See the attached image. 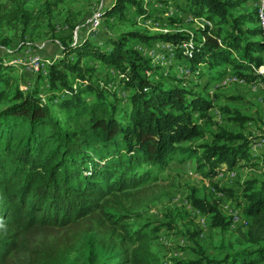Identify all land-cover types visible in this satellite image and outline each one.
<instances>
[{"label": "trees", "instance_id": "16d2710c", "mask_svg": "<svg viewBox=\"0 0 264 264\" xmlns=\"http://www.w3.org/2000/svg\"><path fill=\"white\" fill-rule=\"evenodd\" d=\"M31 1L0 6V30L28 27L35 19L26 8ZM256 1L116 0L104 9L103 18L125 20L130 12L144 22L176 25L192 18L207 23L153 35L133 29L105 42L70 35L59 39L62 54L40 58L38 70L5 46L9 52L0 54V264H163L152 249L161 227L133 230L127 220L130 209L149 199V189L141 187L157 179L153 171L174 159L196 158L200 169H209L207 177H213L219 169H233L254 147L253 140L225 132L215 133L217 141L203 152L180 146L214 131L204 120L210 102L172 77L180 73L174 66L206 79L207 86L228 75L225 66L247 82L264 85V73H259L264 42L254 40L264 30L245 28L261 23L260 13L235 14ZM156 4L178 16L160 13ZM138 44L148 50L170 45L171 50L156 49V54L174 65L173 72L171 65L162 68L134 47ZM99 63L107 69L103 76ZM25 67L36 76L32 86L25 82L26 90L14 76ZM119 90L131 94L121 101ZM235 114V120L246 122ZM220 139L229 144L220 145ZM233 189L220 191L238 202L247 222L238 226L243 244L257 248L225 261L199 251V259L176 264L264 262V181L249 180L241 192ZM191 200L213 216L212 227L232 225L218 206Z\"/></svg>", "mask_w": 264, "mask_h": 264}, {"label": "rangeland", "instance_id": "374dc122", "mask_svg": "<svg viewBox=\"0 0 264 264\" xmlns=\"http://www.w3.org/2000/svg\"><path fill=\"white\" fill-rule=\"evenodd\" d=\"M116 0H32L26 8L34 14V21L28 26L19 25L16 27H5L0 30V54L17 51L15 58L21 63L33 64L35 70L39 69L40 58H55L62 54L59 43L60 38L73 35L76 39L90 38L98 42H105L109 37H116L122 32L138 29L147 34L167 33L182 31L196 26V24H206L202 20H193L177 23L176 25L167 22L154 23V21L144 22L137 19L134 14L128 13L127 19L103 18L104 9L114 4ZM260 1L249 2L240 8L235 14H252L259 12ZM7 5L12 8L11 0H0V6ZM101 12H98L100 9ZM161 12H167L170 16L175 15L170 8L162 9V5H155ZM159 8V9H158ZM154 9V10H156ZM165 10V11H164ZM97 15V22L100 28L90 32L88 25L93 15ZM134 20L136 23H132ZM195 24V25H193ZM258 24H248L245 28H260ZM256 41H263L264 36H256ZM6 46V47H5ZM138 50L148 56L156 58L155 63L163 64L169 70H173V64L163 63L164 55L156 54V49L171 50L169 45L158 44L155 49L148 50L141 44L134 45ZM186 47V46H185ZM147 52V53H146ZM27 57V61L25 58ZM35 59V62L33 60ZM160 62H159V61ZM38 66V68H36ZM99 75L103 76L107 69L99 63ZM264 66V65H263ZM227 73L222 81H214L207 86V80H199L189 76L187 69L174 66L179 74L174 73L177 79L184 81V88L195 95H200L211 104V109L206 113L209 116V127L213 134H208L205 138L195 137L180 144L182 148H200L211 146L217 141L214 134L222 132L233 135H242L248 140H253L254 147L248 157L237 163L228 170L219 169L213 177H207L209 169L202 170L197 159H188L179 162L174 159L168 163L161 171L154 170L156 180H150L141 188H148V198L139 206L128 211L131 217L127 220L133 230L141 227L155 230L152 240L153 252L160 257L163 264H176L179 260H196L200 258V252L215 261H225L226 258L236 252L246 249L257 248L243 244L238 232L239 225H246L238 202L221 192V188H234L233 190L242 191L243 185L249 180L264 181V158H258L264 153V148L257 146L258 143L264 144V85L255 81L247 82V79L237 75L233 68L225 66ZM23 72H28L24 74ZM262 66L259 73H263ZM171 74V73H169ZM15 81L26 90L25 82L34 84L36 76L29 72L27 67L23 71H16ZM237 76V77H236ZM171 77V75H169ZM219 82V83H218ZM226 82V83H225ZM118 97L124 101L130 96L131 91H118ZM6 102L3 106H6ZM236 112L246 119L245 123H240L236 118ZM199 114L196 113V116ZM241 143V139L237 143ZM227 139H220V145L227 144ZM231 143V142H230ZM235 141L233 142V144ZM229 144V142H228ZM257 154L254 156L253 154ZM253 157V158H252ZM236 176H232V173ZM156 174V175H155ZM136 190H133L135 192ZM203 200L211 205H216L223 215L232 220V213L237 212L238 225L232 224L227 229L212 227L213 216L205 214L192 205L191 198ZM244 221V222H243ZM260 264H264L260 263Z\"/></svg>", "mask_w": 264, "mask_h": 264}, {"label": "built area", "instance_id": "2783aa9c", "mask_svg": "<svg viewBox=\"0 0 264 264\" xmlns=\"http://www.w3.org/2000/svg\"><path fill=\"white\" fill-rule=\"evenodd\" d=\"M260 4H261V0H260ZM103 9L101 8L98 12H101ZM88 28H89V31L90 32H94V31H97L100 28V22H97V14L96 15H93L89 21V25H88ZM186 46V45H185ZM33 62H35V59L33 60ZM34 64V63H33ZM33 64L32 62H30V67L33 68ZM264 70V67L262 68ZM228 76H230L228 74ZM237 77V76H236ZM257 146H260V148H264V144L263 143H258ZM232 176H236V173H232ZM237 212L238 211H234L232 213V224L234 225H238V221H237Z\"/></svg>", "mask_w": 264, "mask_h": 264}, {"label": "bare ground", "instance_id": "6f19581e", "mask_svg": "<svg viewBox=\"0 0 264 264\" xmlns=\"http://www.w3.org/2000/svg\"><path fill=\"white\" fill-rule=\"evenodd\" d=\"M260 1V0H259ZM260 3V2H259ZM260 9H259V13H260V18H261V27L263 28V30H264V0H261V4H260ZM98 15V14H97ZM98 17H99V20H100V14L98 15ZM264 66H262V68H263ZM36 68H38L37 66H36ZM264 73V72H263ZM263 73H261V74H263ZM226 83V82H225ZM244 222V221H243ZM244 224H247V222L245 221V223Z\"/></svg>", "mask_w": 264, "mask_h": 264}, {"label": "crops", "instance_id": "0c3cea01", "mask_svg": "<svg viewBox=\"0 0 264 264\" xmlns=\"http://www.w3.org/2000/svg\"><path fill=\"white\" fill-rule=\"evenodd\" d=\"M204 22H206L204 19H202Z\"/></svg>", "mask_w": 264, "mask_h": 264}]
</instances>
